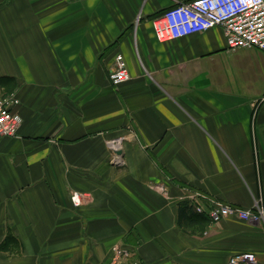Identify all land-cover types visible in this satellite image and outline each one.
<instances>
[{"label":"crops","instance_id":"obj_1","mask_svg":"<svg viewBox=\"0 0 264 264\" xmlns=\"http://www.w3.org/2000/svg\"><path fill=\"white\" fill-rule=\"evenodd\" d=\"M186 1L0 0L21 119L0 137V264H264V222L207 215L264 211V52L219 27L158 42L151 16Z\"/></svg>","mask_w":264,"mask_h":264},{"label":"built area","instance_id":"obj_2","mask_svg":"<svg viewBox=\"0 0 264 264\" xmlns=\"http://www.w3.org/2000/svg\"><path fill=\"white\" fill-rule=\"evenodd\" d=\"M158 42L166 43L184 38L188 35L208 31L219 27L222 29L227 48H255L264 52V0H189L175 2L163 13L151 21ZM125 59L117 54L109 79L113 85L128 81L130 74ZM20 103L14 92H0V137H14L21 124L19 115L13 109ZM119 139L109 143L112 144ZM116 145V144H114ZM74 205L80 204L79 194L70 197ZM258 203V202H257ZM254 210H240L212 202L207 215L210 223H217L227 216H238L251 222H264V211L257 204ZM197 213H203L200 204L194 206ZM119 248L114 252L120 254ZM255 254L251 252L231 256L228 264H253Z\"/></svg>","mask_w":264,"mask_h":264},{"label":"trees","instance_id":"obj_3","mask_svg":"<svg viewBox=\"0 0 264 264\" xmlns=\"http://www.w3.org/2000/svg\"><path fill=\"white\" fill-rule=\"evenodd\" d=\"M164 9H166V8H164ZM164 9H160L159 10V12H157V13H155V14H153L152 16H151V19L153 20V19H155L156 17H158V16H160L162 13H163V11H164ZM180 216H181V218H183L184 216H186V215H191V216H193V215H195V214H197V215H202L203 217H204V219H207L208 217L204 214H201V213H197L196 212V210H193V207H191V205L189 204V201H182L181 203H180ZM5 244H3L2 245V247L4 246Z\"/></svg>","mask_w":264,"mask_h":264},{"label":"bare ground","instance_id":"obj_4","mask_svg":"<svg viewBox=\"0 0 264 264\" xmlns=\"http://www.w3.org/2000/svg\"><path fill=\"white\" fill-rule=\"evenodd\" d=\"M112 145H113L114 151L117 152V150H120V148L117 145H114V144H112Z\"/></svg>","mask_w":264,"mask_h":264},{"label":"water","instance_id":"obj_5","mask_svg":"<svg viewBox=\"0 0 264 264\" xmlns=\"http://www.w3.org/2000/svg\"><path fill=\"white\" fill-rule=\"evenodd\" d=\"M116 154H120V151H117Z\"/></svg>","mask_w":264,"mask_h":264},{"label":"rangeland","instance_id":"obj_6","mask_svg":"<svg viewBox=\"0 0 264 264\" xmlns=\"http://www.w3.org/2000/svg\"><path fill=\"white\" fill-rule=\"evenodd\" d=\"M139 16H140V15H139ZM139 16H138V17H139Z\"/></svg>","mask_w":264,"mask_h":264}]
</instances>
